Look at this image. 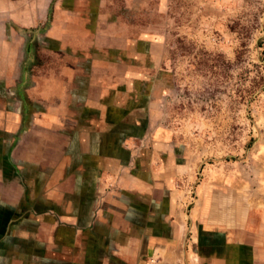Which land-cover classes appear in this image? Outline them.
<instances>
[{"label": "rangeland", "instance_id": "obj_1", "mask_svg": "<svg viewBox=\"0 0 264 264\" xmlns=\"http://www.w3.org/2000/svg\"><path fill=\"white\" fill-rule=\"evenodd\" d=\"M81 34L121 53L105 71L121 87H92L91 97L95 106L102 94L109 102L103 132L126 149L125 173H137L135 161L146 173L153 166L157 180L173 185L183 220L207 205L229 229L231 219L264 207V0H0V58L15 48L26 65L24 92L0 77V106L42 116L40 132L56 141H47L48 164L62 167L53 179L71 194ZM117 95L120 110L109 106Z\"/></svg>", "mask_w": 264, "mask_h": 264}, {"label": "crops", "instance_id": "obj_2", "mask_svg": "<svg viewBox=\"0 0 264 264\" xmlns=\"http://www.w3.org/2000/svg\"><path fill=\"white\" fill-rule=\"evenodd\" d=\"M95 44L92 36L74 35V194L53 179L62 167L48 164L47 141H56L40 132L42 116L0 106V264H264V207L243 222L231 219L229 229L211 219L207 205L183 220L179 196L168 191L173 185L157 180L153 166L146 173L135 161L137 173L124 172L126 149L112 147L103 132L112 118L105 87H121L109 84L105 71L121 53ZM3 54L5 88L22 89L23 54ZM92 87L103 92L97 106ZM120 104L117 95L109 106ZM85 125L96 135L78 134Z\"/></svg>", "mask_w": 264, "mask_h": 264}]
</instances>
